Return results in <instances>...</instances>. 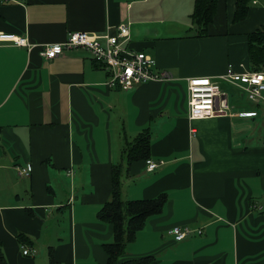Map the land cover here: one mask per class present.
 I'll return each mask as SVG.
<instances>
[{"label":"crops","instance_id":"0c3cea01","mask_svg":"<svg viewBox=\"0 0 264 264\" xmlns=\"http://www.w3.org/2000/svg\"><path fill=\"white\" fill-rule=\"evenodd\" d=\"M192 9L193 0H0V33L30 44L0 41V249L8 264H47L48 246L60 264H105L102 244L113 231L97 211L110 198L111 166L123 161L124 140L145 127L150 160L159 165L147 170L145 160L134 161L124 196L171 193L121 260L264 264V145L246 143L258 112H233L245 97L223 81L230 113L189 119L187 108L188 78L216 79L228 65L248 70L246 35L264 27V0L236 23L235 1L218 0L203 36L190 26ZM121 22H129L128 45L154 57L170 80L121 90L107 84V70L84 48L52 59L41 54L43 44L61 43L70 31L114 32ZM252 103L264 110V99ZM64 211L48 227L47 216ZM175 225L192 233L175 241ZM18 233L34 244L19 243Z\"/></svg>","mask_w":264,"mask_h":264},{"label":"built area","instance_id":"2783aa9c","mask_svg":"<svg viewBox=\"0 0 264 264\" xmlns=\"http://www.w3.org/2000/svg\"><path fill=\"white\" fill-rule=\"evenodd\" d=\"M256 3L257 0H252ZM12 41L16 45L29 46L26 38L12 34L0 33V41ZM129 22H121L115 27L114 32L106 30L103 33L88 31H70L66 39L61 43L43 44L41 54L52 59L65 50L71 48H84L90 52L94 61L107 70V84L110 87H119L121 90H129L138 84L152 80H170L171 74L164 70H156L154 57L143 51L132 49L128 45ZM219 81L232 84H240L247 99L258 102L264 99V71L252 72L248 70L237 71L232 65H228L225 72L216 79L209 77H192L187 80V104L188 118H209L218 114L230 113L225 93L219 86ZM245 112L242 115H249ZM159 163L150 159L146 160V169L152 170ZM19 172L28 174L25 167H18ZM71 174V171H68ZM201 229L196 233L200 234ZM175 241L188 237L192 231L177 225L171 228ZM23 254H28L30 249L23 248Z\"/></svg>","mask_w":264,"mask_h":264},{"label":"trees","instance_id":"16d2710c","mask_svg":"<svg viewBox=\"0 0 264 264\" xmlns=\"http://www.w3.org/2000/svg\"><path fill=\"white\" fill-rule=\"evenodd\" d=\"M234 1L235 9L231 14V20L236 23L247 16L250 7L255 3L252 0ZM217 2L218 0H193L190 21L191 27L195 29V36L207 35L208 26L215 16ZM246 37L248 71H264V27L249 32ZM150 137V131L145 127L131 140L125 139L121 150L123 161L111 166L110 198L97 211L98 220L112 225L113 231L112 240L102 244L107 255L105 264H144L152 258L146 256L121 260L126 245L134 240L138 230L145 226L148 217L162 212L167 200L165 192L150 199H126L123 193V180L130 176L131 164L134 161L150 159ZM17 239L21 244L26 242L34 244L33 240L22 233L17 234ZM0 264H8L2 249H0ZM47 264H60L54 258L53 246H48Z\"/></svg>","mask_w":264,"mask_h":264},{"label":"rangeland","instance_id":"374dc122","mask_svg":"<svg viewBox=\"0 0 264 264\" xmlns=\"http://www.w3.org/2000/svg\"><path fill=\"white\" fill-rule=\"evenodd\" d=\"M188 20L190 21V15H189ZM190 26H191V21H190ZM225 83H227V82H225ZM228 84H231V83H228ZM232 85L239 86L241 88L242 92H243L242 86L240 84H238V85L232 84ZM224 93H225V97H226V92H224ZM243 95L245 97L243 100H244V102H246V104H243L240 99H236L237 107H239V106L240 107L234 109L233 112L243 111V109H246L247 110L248 107H253V108L256 109V112H258V116H256V117L253 118L254 122H253V129H252V132H251V137L248 139V142H246V143L248 145H264V110H262L261 108H259L255 104H253L252 102H254V101H251V100L247 99V97L244 94V92H243ZM230 101H232V99ZM187 108H188V104H187ZM256 112L255 111H252V113H250L249 115H255ZM242 116H245V115H242ZM246 116H248V115H246ZM246 139H247V137H246ZM59 171L62 174V179H63L64 182L66 181L67 184L68 183L70 184V182H71L72 186H76L77 185L78 179L77 178L75 179V176L74 175H73V178L72 179H70L69 177L66 178L65 175H64V171L63 170H59ZM68 171H71V174L68 175V176H71L73 174L71 168L69 170H67V174H68ZM256 182L258 183V182H260V180H257ZM241 183L243 185V182L242 181H241ZM252 185H253V178L251 179V187H252ZM79 187H81V185L80 186H77V190H78ZM126 187H127V184L123 180V189L127 190ZM169 193H171V192H168L167 194L169 195ZM72 197H74V199H75V196L72 195ZM179 197H180L181 202L184 203V200H185L184 189H182V190L179 191ZM75 202H76V200H75ZM262 203L264 204L263 201H262ZM215 206H216V209H219L221 207V202L218 201ZM182 207L186 208V210H187L190 207V204L182 205ZM163 210H164V207H163ZM214 211H219V210H214ZM65 216H66L65 215V211L63 212V216L61 215V213H53V214L48 215L47 216V225H48V227H52V225H55L57 223L59 224L61 220H64ZM212 218L214 219V217H212ZM51 229L54 230L55 227L53 226ZM28 249H30V248H28ZM44 253H45V251H44ZM35 255H37V254H35Z\"/></svg>","mask_w":264,"mask_h":264},{"label":"bare ground","instance_id":"6f19581e","mask_svg":"<svg viewBox=\"0 0 264 264\" xmlns=\"http://www.w3.org/2000/svg\"><path fill=\"white\" fill-rule=\"evenodd\" d=\"M18 172H19V169H18ZM19 174H20V175H26V174H22V173H20V172H19ZM28 174H29V173H28ZM28 174H27V175H28Z\"/></svg>","mask_w":264,"mask_h":264}]
</instances>
